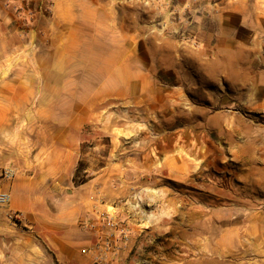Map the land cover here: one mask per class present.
Listing matches in <instances>:
<instances>
[{"label": "crops", "instance_id": "obj_1", "mask_svg": "<svg viewBox=\"0 0 264 264\" xmlns=\"http://www.w3.org/2000/svg\"><path fill=\"white\" fill-rule=\"evenodd\" d=\"M173 2L0 0V139L33 141L2 184L11 202L0 208V264H94L98 233L83 224L118 216L91 200L105 173L80 181V163L84 144L94 149L91 141L118 129L106 111L127 103L163 111L193 93L196 116L160 112L159 123L194 124L200 141L201 125L233 133L207 110L264 109V0H210L190 18ZM19 7L35 12L32 21ZM180 29L200 45H185ZM154 61L164 82L154 80Z\"/></svg>", "mask_w": 264, "mask_h": 264}, {"label": "rangeland", "instance_id": "obj_2", "mask_svg": "<svg viewBox=\"0 0 264 264\" xmlns=\"http://www.w3.org/2000/svg\"><path fill=\"white\" fill-rule=\"evenodd\" d=\"M181 2L172 4L180 7ZM192 13L182 15L190 18ZM180 14L174 16L179 19ZM182 32H177L180 39ZM153 64L154 80L164 82L160 63ZM192 94L170 101L163 111L128 103L106 111L118 129L91 141L94 149L84 144L89 154L82 157L80 181L105 173L91 200L108 203L107 209L127 228L124 264H264V109L234 105L207 110L225 116L224 126L233 133L218 137L201 125L202 136L208 134L199 141L193 137L194 124L159 123L162 113L184 121L196 116L200 109ZM222 95L217 92V99ZM178 134L182 140L176 139ZM165 136L175 140L168 142ZM31 143L0 139V172L14 169V160ZM208 143L214 145L211 154Z\"/></svg>", "mask_w": 264, "mask_h": 264}, {"label": "built area", "instance_id": "obj_3", "mask_svg": "<svg viewBox=\"0 0 264 264\" xmlns=\"http://www.w3.org/2000/svg\"><path fill=\"white\" fill-rule=\"evenodd\" d=\"M179 1V0H176ZM180 10L183 14L197 12L201 8V3L206 0H181ZM19 18L32 21L35 16L34 11H26V8H16ZM25 16V17H24ZM181 40L194 47L199 46V41L190 36L187 32H182ZM16 172L12 168H6L0 172V208H8L11 202V194L2 187L3 181H11L15 178ZM7 217L14 223L23 219L18 211L8 210ZM83 226L98 233V241L94 247V264H124L122 256L129 243V233L127 228L112 214H100L97 220L83 224Z\"/></svg>", "mask_w": 264, "mask_h": 264}, {"label": "bare ground", "instance_id": "obj_4", "mask_svg": "<svg viewBox=\"0 0 264 264\" xmlns=\"http://www.w3.org/2000/svg\"><path fill=\"white\" fill-rule=\"evenodd\" d=\"M214 123H215V122H214ZM210 124H211V123H209V125H210ZM217 125H218V124H217ZM219 126H220V124H219ZM197 127H198V126H197ZM199 128H200V127H199ZM212 128H213V127H212ZM217 130H218V129H217ZM224 130H225V129H224ZM234 130H236V129H234ZM219 132H220V131H219ZM224 132H225V131H224ZM232 132H233V131H232ZM236 132H237V130H236ZM202 133H203V132L201 131V132H200V136H201L200 138H201L203 141H206V135H207L208 133H207L206 135H203V136H202ZM227 133H228V132H227ZM197 134H198V133H197ZM224 135H225V133H224ZM181 137H182V136H181ZM197 138H198V137H197ZM180 139H181V138H180ZM184 139H185V138H184ZM193 139H194V138H193ZM209 139H210V138H209ZM169 140H170V139H169ZM181 140H182V139H181ZM210 140H211V139H210ZM165 141H166V140H165ZM172 142H173V141H172ZM196 142H197V141H195V143H196ZM198 142H199V141H198ZM207 142H208V138H207ZM207 142H206V143H207ZM164 143H166V142H164ZM177 143H178V142H177ZM206 143H205V144H206ZM170 144H171V143H170ZM208 144H209V147L206 146V147H207V151H208V153L211 154V151H213V149H214V145L211 144V143H208ZM196 148H197V147H196ZM201 150H202V148H201ZM201 150L199 151L200 154H201ZM204 150H205V149H204ZM238 150H239V149H238ZM207 151H206V153H207ZM202 152H203V151H202ZM216 152H217V151H216ZM213 153H214V152H213ZM219 153H220V152H219ZM207 155H208V154H207ZM207 155H206V156H207ZM203 156H204V154H203ZM208 157H209V155H208ZM211 157H212V156H211ZM216 158H218V156H217ZM213 161H214V160H213ZM213 161H212V162H213ZM207 162L209 163V161H207ZM212 162H211V163H212ZM172 163H173V161H172ZM214 164H215V163H213V165H214ZM146 165H147V164H146ZM168 165H171L170 162L168 163ZM210 166H211V164H210ZM183 167H184V166H183ZM170 170H171V169H170ZM175 171H176V170H175ZM181 171H182V170H181ZM183 171H184V170H183ZM218 181H219V180H218Z\"/></svg>", "mask_w": 264, "mask_h": 264}]
</instances>
